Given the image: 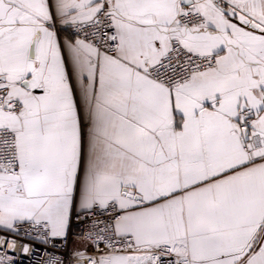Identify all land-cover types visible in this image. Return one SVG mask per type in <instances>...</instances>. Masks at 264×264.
Segmentation results:
<instances>
[{
	"label": "snow or ice",
	"instance_id": "snow-or-ice-1",
	"mask_svg": "<svg viewBox=\"0 0 264 264\" xmlns=\"http://www.w3.org/2000/svg\"><path fill=\"white\" fill-rule=\"evenodd\" d=\"M0 233V264H264V0H0Z\"/></svg>",
	"mask_w": 264,
	"mask_h": 264
},
{
	"label": "built area",
	"instance_id": "built-area-1",
	"mask_svg": "<svg viewBox=\"0 0 264 264\" xmlns=\"http://www.w3.org/2000/svg\"><path fill=\"white\" fill-rule=\"evenodd\" d=\"M4 234V233H0ZM27 243L31 244V241H27ZM41 249L43 246H39ZM14 256V264H40L46 258V253L44 251H40L37 255H33L31 251L29 254L25 255L21 252L19 245H17L15 252L10 253Z\"/></svg>",
	"mask_w": 264,
	"mask_h": 264
},
{
	"label": "crops",
	"instance_id": "crops-1",
	"mask_svg": "<svg viewBox=\"0 0 264 264\" xmlns=\"http://www.w3.org/2000/svg\"><path fill=\"white\" fill-rule=\"evenodd\" d=\"M70 31V30H69ZM68 34V31L64 32L63 35H67Z\"/></svg>",
	"mask_w": 264,
	"mask_h": 264
}]
</instances>
